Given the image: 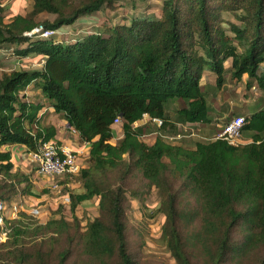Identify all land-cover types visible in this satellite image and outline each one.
<instances>
[{
  "label": "trees",
  "instance_id": "16d2710c",
  "mask_svg": "<svg viewBox=\"0 0 264 264\" xmlns=\"http://www.w3.org/2000/svg\"><path fill=\"white\" fill-rule=\"evenodd\" d=\"M4 1L0 47L43 63L0 74V201L35 202L51 188L34 189L33 175L14 170L7 148L30 155L46 141L61 144L56 126L44 121L47 103L90 148L88 166L60 176L69 202L45 222L24 209L10 217L7 207L0 262L141 264L130 240L129 195L144 202L156 188L162 238L177 264H264V106L233 116L244 117L237 145L216 135L188 139L192 125L213 121L207 75L219 89L230 72L264 90V0H164L156 15L73 41L42 37V30L119 0H32L28 13L9 21ZM45 12L56 17L39 19ZM144 114L149 119L138 124ZM117 118L122 136L113 142ZM93 198L99 214L83 226V203Z\"/></svg>",
  "mask_w": 264,
  "mask_h": 264
},
{
  "label": "rangeland",
  "instance_id": "374dc122",
  "mask_svg": "<svg viewBox=\"0 0 264 264\" xmlns=\"http://www.w3.org/2000/svg\"><path fill=\"white\" fill-rule=\"evenodd\" d=\"M164 0H119V5L114 9L111 7H103L100 10L86 16H82L71 25H64L57 31H50L48 36H53L56 41H73L91 32H105L111 26H115L122 22H128L133 16L156 15L159 13L160 7ZM5 16L9 21L15 14H26L32 9V0H5ZM56 17L52 13H41L39 19L53 20ZM226 18L235 19L233 15L226 14ZM47 31V30H42ZM43 36L42 37H48ZM41 63H35L24 57H19L13 52L11 46L3 45L0 47V74L4 71H11L17 68H35L41 67ZM227 65H229L227 63ZM205 88L208 90V100L211 105L210 116L213 121L211 124H194L191 126V135L188 139L210 140L220 130L222 125L234 115H250L251 112L264 106V90L260 89L256 83H250L247 75L241 80L234 79L230 72L226 76V82L222 88L215 87L216 78L213 75H207L204 80ZM32 97H36L35 92H30ZM176 103L175 106H178ZM45 123L57 125L59 130L68 136V128L66 121L61 114L56 113L51 106L46 104ZM149 119L148 116L138 121L142 124ZM116 136L113 142L122 136V123L119 121L114 125ZM75 133V132H74ZM72 142L76 141V137L70 134ZM155 134H149L144 139L152 143ZM4 148V147H3ZM7 148L11 149V146ZM13 160L15 163L14 170H20L33 175L34 189L42 191L51 187L48 192L36 200L32 201L28 197H24L23 209L36 217L35 219L45 222L52 215V212L58 210L60 205L66 203V198L61 194V185L57 178L49 175H36V163L33 161L25 150L20 147H13ZM78 161L80 168L89 165V159L86 153L80 151ZM81 155V156H80ZM77 181L74 179L73 184ZM54 184L59 185L53 188ZM130 194V193H129ZM145 200L141 202L129 195L130 203L127 207V222L130 233L132 248L139 250L141 255V264H177L171 255L166 242L162 238V227L165 222V215L157 211L160 203V195L156 188H152L148 193L144 194ZM144 203V204H143ZM145 205V206H143ZM33 208H38V213H32ZM84 212L81 214L82 225L85 226L89 220H92L99 214V207L96 198L83 203ZM4 241V240H0ZM1 253V252H0ZM0 264H2L0 262Z\"/></svg>",
  "mask_w": 264,
  "mask_h": 264
},
{
  "label": "built area",
  "instance_id": "2783aa9c",
  "mask_svg": "<svg viewBox=\"0 0 264 264\" xmlns=\"http://www.w3.org/2000/svg\"><path fill=\"white\" fill-rule=\"evenodd\" d=\"M41 28L36 29V31H40ZM51 30L44 31L42 35L48 36V33ZM53 33V31H51ZM148 116L144 114V117ZM143 117V118H144ZM159 124H161V120L155 118ZM119 118L115 120V123L119 122ZM244 123L243 116H235L231 120H229L226 124H224L221 130L216 134L217 138H222L227 140L229 143L237 145L242 142L241 139V128ZM73 132H75L73 130ZM30 156H32L33 161L36 163L38 174L49 175L54 177L64 176L67 173H77L80 170V163L78 161V151L73 150L71 147L58 144L55 141H46L40 145L38 151L31 152ZM53 188H58V184H54ZM66 198V202H69V198ZM8 209V213L10 217H16L18 211L23 209V205H19L18 203H13L12 205H8L7 202L0 201V224L4 223L5 219V210ZM38 208H33L32 213H38ZM6 239V232L3 231L0 234V240Z\"/></svg>",
  "mask_w": 264,
  "mask_h": 264
},
{
  "label": "crops",
  "instance_id": "0c3cea01",
  "mask_svg": "<svg viewBox=\"0 0 264 264\" xmlns=\"http://www.w3.org/2000/svg\"><path fill=\"white\" fill-rule=\"evenodd\" d=\"M57 128V135H56V139L63 145L69 146L71 147L73 150L78 151V154H81L80 151L84 152L87 154V156L89 157V144L86 142H81L78 138L77 133H74L73 130H71L69 128V126L67 125L68 128V136L64 135L58 128L57 125H55ZM73 134L76 137V141L72 142V138L71 135ZM11 147H15L14 145H11ZM17 147V146H16ZM20 147L21 150H25L22 146H18ZM11 148V149H12ZM13 152V151H12ZM81 156V155H80ZM39 175V174H38Z\"/></svg>",
  "mask_w": 264,
  "mask_h": 264
},
{
  "label": "water",
  "instance_id": "95a60500",
  "mask_svg": "<svg viewBox=\"0 0 264 264\" xmlns=\"http://www.w3.org/2000/svg\"><path fill=\"white\" fill-rule=\"evenodd\" d=\"M68 126H70V125H68Z\"/></svg>",
  "mask_w": 264,
  "mask_h": 264
}]
</instances>
